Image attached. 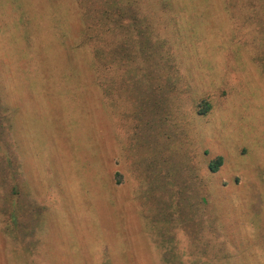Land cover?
<instances>
[{
    "label": "rangeland",
    "instance_id": "obj_1",
    "mask_svg": "<svg viewBox=\"0 0 264 264\" xmlns=\"http://www.w3.org/2000/svg\"><path fill=\"white\" fill-rule=\"evenodd\" d=\"M53 1L0 0V264H264V71L220 0L176 5L184 34L161 26L189 83L169 87L180 123L138 84L111 103L78 0Z\"/></svg>",
    "mask_w": 264,
    "mask_h": 264
},
{
    "label": "trees",
    "instance_id": "obj_2",
    "mask_svg": "<svg viewBox=\"0 0 264 264\" xmlns=\"http://www.w3.org/2000/svg\"><path fill=\"white\" fill-rule=\"evenodd\" d=\"M18 1L14 0V3L17 4ZM26 1L31 9L38 5L33 0ZM180 2L183 3H179L178 0H78L84 28L76 46L78 48L88 46L91 49L93 68L97 69L102 64L110 73H115L108 77L110 80H107L102 86L106 95L110 94L111 103L114 104L116 100L114 91L111 90V88L114 89V85L118 86L116 93L124 94L128 86L135 87L138 84V87L141 86L140 88L145 91L147 98L151 100V107L158 110L156 116L163 114L168 119H175L180 123L176 113L182 109L184 113L187 111L191 117L187 106H182L181 102L179 107L168 106L169 101L173 98L169 87L180 85L184 90L180 91L179 89L178 95L185 96L187 93L185 90L189 84L187 79L184 80L182 61L173 50L175 48L172 43L174 33L167 35L161 27L162 25H171L184 34V30L178 28L181 24L179 19L170 15L176 11V5L187 4V0ZM204 3L208 5L209 1L204 0ZM220 3L224 10L228 11L230 19L235 24L232 40L237 41L238 38H241L242 41L238 42H242L244 47L253 52V60L264 71V56L259 46L260 40L264 41V0H220ZM50 5L51 18L52 21H55L57 5H54V1ZM147 7L150 8L149 13H146ZM32 12L39 13L36 8ZM23 17L21 16L22 21L23 19L28 22L32 21L27 10L23 12ZM65 30L66 33H69L68 28L65 27ZM66 37L68 39V36ZM71 47L75 48L74 45ZM139 67H143V72H137L136 68ZM69 68L68 73L73 74L76 71L73 61L69 62ZM121 90L122 92H120ZM151 107L141 111V114L138 113L140 118L135 116V126L139 125L138 120L140 124L142 120H144V124L146 119L149 120L147 109H151ZM210 108V103L205 100L201 103L199 112L204 115ZM147 123L149 122L147 121ZM184 137L187 138V135L182 136L181 141H177L178 146H183ZM8 147L11 154L9 164H12L15 169L13 146L8 144ZM187 159L191 164L189 158ZM222 162L223 158L217 157L210 162V170L217 171ZM180 164L182 165V161ZM3 174L1 172L0 176L4 177L5 174ZM7 216V220H11L14 225L11 229L9 227L11 234L5 229L6 225L4 232L6 236L18 239L15 227L18 225L19 219L16 215Z\"/></svg>",
    "mask_w": 264,
    "mask_h": 264
},
{
    "label": "crops",
    "instance_id": "obj_3",
    "mask_svg": "<svg viewBox=\"0 0 264 264\" xmlns=\"http://www.w3.org/2000/svg\"><path fill=\"white\" fill-rule=\"evenodd\" d=\"M37 112H38V111H37ZM55 180H56V182H58L56 178H55ZM56 184H57V183H56ZM59 184L61 185V184H64V183H60V182H59Z\"/></svg>",
    "mask_w": 264,
    "mask_h": 264
}]
</instances>
